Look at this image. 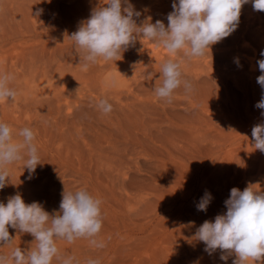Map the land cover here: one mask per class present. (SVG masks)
Instances as JSON below:
<instances>
[{
    "label": "rangeland",
    "instance_id": "rangeland-1",
    "mask_svg": "<svg viewBox=\"0 0 264 264\" xmlns=\"http://www.w3.org/2000/svg\"><path fill=\"white\" fill-rule=\"evenodd\" d=\"M105 3L0 0V75L12 77L9 87L17 93L0 99V122L12 128L14 142L22 139L20 129L31 128L41 163L31 178L23 161L8 165L0 202L20 194L52 215L63 191L86 189L100 199L97 239L104 248L84 238L56 242L73 264H233L234 255L226 262L220 250L208 255L195 233L226 212L233 187L264 191V153L251 136L253 126L264 123L255 107L262 93L256 78L257 61L264 59V12L245 4L236 31L201 57L189 60L183 50L173 55L139 37L117 61L101 58L85 67L70 37ZM130 3L141 13L138 26L159 19L167 27L173 0ZM169 59L180 62L182 79L193 85L191 92L176 89L171 103L154 91ZM101 99L112 104L109 114L97 108ZM205 191L212 200L206 212L198 211ZM9 234L12 242L0 245V255L35 248L30 234L11 227Z\"/></svg>",
    "mask_w": 264,
    "mask_h": 264
},
{
    "label": "clouds",
    "instance_id": "clouds-1",
    "mask_svg": "<svg viewBox=\"0 0 264 264\" xmlns=\"http://www.w3.org/2000/svg\"><path fill=\"white\" fill-rule=\"evenodd\" d=\"M248 3L254 11L264 12V0H173L166 27L159 19L138 26L141 13L130 0H106L103 6L91 11L70 38L84 54L85 67L101 58L117 61L139 37L162 46L173 55L183 50L189 58L201 57L212 45L236 31L241 9ZM260 55L264 57V51ZM235 62L239 66V60ZM257 64L261 74L256 80L262 93L255 107L262 110L264 117V59H259ZM161 75L162 83L154 89L158 98L171 103L179 87L193 91L191 82L182 79L180 62L167 60L161 66ZM10 79L7 74L0 75V99H15L17 93L9 87ZM97 108L103 114L113 110L107 99H101ZM18 136L22 139L14 142L12 128L0 122V190L9 183L8 165L23 161L31 178L41 164L34 143L35 132L24 127ZM251 136L254 148L264 153V123L253 126ZM211 200V193L205 191L196 205L197 210L206 212ZM101 204L102 201L86 189L63 191L59 212L52 215L40 202L26 204L20 194L9 197L6 204L0 202V245L11 244L9 227L30 234L35 241L33 249L16 247L10 256L0 255V264H52L54 258L62 264H73L74 257H61L58 240L73 243L84 238L92 246L104 248L105 243L97 239L102 229ZM224 204L226 212L216 215L214 220H205L197 228L195 239L204 243V251L210 256L220 250V259L225 262L229 255L236 257L233 264L264 261V191L257 192L251 187L241 191L233 187ZM87 264H99V261L90 259Z\"/></svg>",
    "mask_w": 264,
    "mask_h": 264
},
{
    "label": "bare ground",
    "instance_id": "bare-ground-1",
    "mask_svg": "<svg viewBox=\"0 0 264 264\" xmlns=\"http://www.w3.org/2000/svg\"><path fill=\"white\" fill-rule=\"evenodd\" d=\"M261 33H262V32H261ZM153 52H154V51H153ZM239 52H240V51H239ZM154 53H156V52H154ZM157 53H158V52H157ZM157 53H156V56H157ZM160 54H161V53H160ZM160 54H159V55H160ZM165 55H166V54H165ZM234 55H235V54H234ZM153 56H154V55H153ZM171 56H172V55H171ZM232 56H233V55H232ZM154 57H155V56H154ZM169 57H170V56H169ZM235 57H236V56H235ZM163 58H164V56H163ZM176 58H177V57H176ZM232 58H233V57H232ZM188 59L190 60V59H192V58H188ZM153 60H154V59H153ZM231 60H232V59H231ZM234 61H235V59H234ZM243 63H244V62H242V64H243ZM185 64H186V63H185ZM182 65H183V64H182ZM244 65H245V63H244ZM254 67H255V66H254ZM183 69H184V68H183ZM187 70H188V69H187ZM253 70H255V68H253ZM245 71H246V70H245ZM245 71H244V72H245ZM241 72H242V71H241ZM255 72H256V71H255ZM247 73H248V72H247ZM259 73H260V72H259ZM259 73H258V74H259ZM187 74H188V73H187ZM227 74H228V73H227ZM249 74H250V76H252V77H253V75H254V77H256L255 75H256L257 73L254 74V72H252V70H251ZM246 75H247V74H246ZM194 76H195L194 78H195V80H196V78H197L196 76H197V75L195 74ZM258 76H259V75H258ZM186 77H187V76H186ZM190 77H191V75H190ZM199 77H200V76H199ZM237 77H239V76H237ZM194 78H193V79H194ZM235 78H236V77H235ZM189 79H190V78H189ZM256 82H257V81H256ZM192 83H193V82H192ZM217 84H218V83H217ZM191 104H192V103H191ZM187 105H188V104H187ZM187 109H188V108H187ZM200 109H201V108H200ZM184 110H185V109H184ZM197 116H198V115H197ZM205 118H206V117H205ZM213 119H214V118H213Z\"/></svg>",
    "mask_w": 264,
    "mask_h": 264
}]
</instances>
